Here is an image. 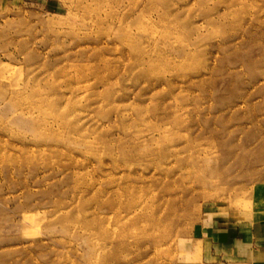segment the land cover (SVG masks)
Returning <instances> with one entry per match:
<instances>
[{
	"label": "rangeland",
	"instance_id": "1",
	"mask_svg": "<svg viewBox=\"0 0 264 264\" xmlns=\"http://www.w3.org/2000/svg\"><path fill=\"white\" fill-rule=\"evenodd\" d=\"M0 264H264V0H0Z\"/></svg>",
	"mask_w": 264,
	"mask_h": 264
},
{
	"label": "bare ground",
	"instance_id": "2",
	"mask_svg": "<svg viewBox=\"0 0 264 264\" xmlns=\"http://www.w3.org/2000/svg\"><path fill=\"white\" fill-rule=\"evenodd\" d=\"M55 118H56V117H55ZM134 178H135V177H134ZM139 178H140V177H139ZM141 178H142V177H141ZM131 210H132V209H131ZM111 211H112V210H111ZM130 215H131V214H130ZM153 216H154V215H153ZM137 218H138V217H137ZM137 218L134 217L135 220H137ZM147 218H148V217H147ZM135 220H134V221H135ZM116 223L118 224V222H116ZM125 224H126V223H125ZM130 224H131V223H130ZM123 225H124V223H123ZM126 226H127V225H126ZM128 226H129V225H128ZM130 226H131V225H130ZM130 226H129V227H130ZM132 226L134 227V225H132ZM132 226H131V227H132ZM134 228H135V227H134ZM125 230H126V229H125ZM128 230H130V229H128ZM133 230H135V229H133ZM101 234H106V232H104V231L102 230ZM123 244H124V242H123ZM127 247H128V246H127ZM121 248L123 249L124 247L122 246ZM125 248H126V247H125ZM122 249H121L120 251H122ZM124 250H125V249H124ZM118 252H119V251H118ZM118 252H117V253H118ZM122 252H123V251H122ZM124 253H125V251H124ZM124 256H125V255H124ZM116 258H117V257H116ZM116 260H117V259H116ZM124 260H125V259H124Z\"/></svg>",
	"mask_w": 264,
	"mask_h": 264
}]
</instances>
